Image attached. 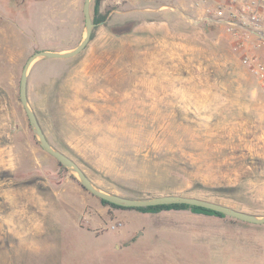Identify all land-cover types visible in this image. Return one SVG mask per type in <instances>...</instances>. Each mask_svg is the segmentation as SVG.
<instances>
[{
  "label": "rangeland",
  "instance_id": "rangeland-1",
  "mask_svg": "<svg viewBox=\"0 0 264 264\" xmlns=\"http://www.w3.org/2000/svg\"><path fill=\"white\" fill-rule=\"evenodd\" d=\"M194 0H104L68 59L36 58L27 104L98 190L264 217V94ZM84 0H0V264H264V224L101 205L40 146L20 102L36 52L85 38ZM121 207V206H120ZM126 208V207H125Z\"/></svg>",
  "mask_w": 264,
  "mask_h": 264
},
{
  "label": "water",
  "instance_id": "water-1",
  "mask_svg": "<svg viewBox=\"0 0 264 264\" xmlns=\"http://www.w3.org/2000/svg\"><path fill=\"white\" fill-rule=\"evenodd\" d=\"M89 3H90V0H84L83 13H84L85 26H86V33H85V38L80 43V45L67 54L54 53V52H48V51L36 52L27 60L23 68L22 74H21L20 102L24 108V111L26 113V116L29 122L34 127L35 133L39 139L40 146L42 147V149L45 152H47L50 156H52L55 160H57L61 165H64L67 168L73 169L74 172L77 174L80 180V183H81V187L83 189L91 193L93 196H95L99 200H103L110 204L121 206V207H126V208H143V207L159 206V205L186 204L189 206H195L199 208L212 210L216 213L223 214L227 217L234 218V219H237L245 223H249L253 225H263L264 217L260 218V217L247 214L242 211H238V210H235L233 208H230V207L218 204V203L200 200L196 198H189V197L178 196V195H166V196H161V197H157V198L150 199V200H136V199L125 198V197H121L117 195L106 194L96 189L91 184L89 179L85 176V174L80 170V168L70 158L54 151L51 148L50 144L46 140L37 122L36 117L31 112L27 104V70L30 64L36 58L68 59V58L78 55L85 48L87 43L90 41L92 28H93V24L89 16Z\"/></svg>",
  "mask_w": 264,
  "mask_h": 264
},
{
  "label": "built area",
  "instance_id": "built-area-1",
  "mask_svg": "<svg viewBox=\"0 0 264 264\" xmlns=\"http://www.w3.org/2000/svg\"><path fill=\"white\" fill-rule=\"evenodd\" d=\"M195 0L203 10L196 23H214L221 26L233 43L243 52L258 88L264 94V0Z\"/></svg>",
  "mask_w": 264,
  "mask_h": 264
},
{
  "label": "trees",
  "instance_id": "trees-1",
  "mask_svg": "<svg viewBox=\"0 0 264 264\" xmlns=\"http://www.w3.org/2000/svg\"><path fill=\"white\" fill-rule=\"evenodd\" d=\"M104 0H94V7H93V11H94V23L98 24L101 23L105 16L102 15L99 11H100V6L101 3ZM92 37V35H91ZM101 205L103 206H109L111 208H116V209H126V210H133L142 214H156V213H160L162 211H170V210H190L192 213L194 214H199V215H205V216H219V217H224L223 214H219L216 213L212 210H208V209H204V208H199V207H195V206H189L186 204H170V205H159V206H149V207H143V208H125V207H120V206H116L113 204H110L108 202H105L103 200H99Z\"/></svg>",
  "mask_w": 264,
  "mask_h": 264
},
{
  "label": "crops",
  "instance_id": "crops-1",
  "mask_svg": "<svg viewBox=\"0 0 264 264\" xmlns=\"http://www.w3.org/2000/svg\"><path fill=\"white\" fill-rule=\"evenodd\" d=\"M195 1V0H194ZM193 1V3H194ZM215 2L209 3L210 5H215L217 1H222V0H214ZM201 11H203L201 8H199ZM261 56L264 57V51H261Z\"/></svg>",
  "mask_w": 264,
  "mask_h": 264
}]
</instances>
